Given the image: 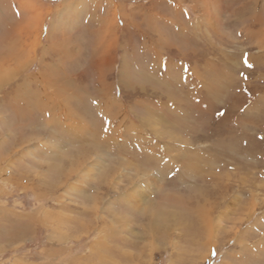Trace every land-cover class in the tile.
Here are the masks:
<instances>
[{"label":"rangeland","instance_id":"374dc122","mask_svg":"<svg viewBox=\"0 0 264 264\" xmlns=\"http://www.w3.org/2000/svg\"><path fill=\"white\" fill-rule=\"evenodd\" d=\"M261 55L264 0H0V264H264Z\"/></svg>","mask_w":264,"mask_h":264},{"label":"bare ground","instance_id":"6f19581e","mask_svg":"<svg viewBox=\"0 0 264 264\" xmlns=\"http://www.w3.org/2000/svg\"><path fill=\"white\" fill-rule=\"evenodd\" d=\"M263 31V30H262ZM261 32V31H260ZM259 32V33H260ZM258 33V32H257ZM256 33V34H257ZM259 35V34H258ZM260 60L261 61V63L262 62H264V55H261V56H259L258 58H257V60ZM245 60H246V58H245ZM247 61V60H246ZM10 95V94H9ZM39 103H37L36 105H38ZM39 106H40V104H39ZM40 108H41V106H40ZM47 111L46 110H41V113L43 114V113H46ZM110 124V121H109V119L107 118V119H105L104 120V123H103V126H102V128H104V127H107V124ZM97 134H99V133H97ZM97 134H96V137H98L97 136ZM96 137L95 138H93L89 143L90 144H94L96 147H98V148H103V141L101 140V139H99V137L96 139ZM81 139H85V138H83V137H80L78 140H81ZM82 142L83 143H85V140H82ZM85 144H87V143H85ZM82 146V145H81ZM84 147V146H83ZM82 147V148H83ZM91 148V147H90ZM81 150V149H80ZM83 150V149H82ZM102 150V149H101ZM76 151H77V149H76ZM85 153V152H84ZM72 154H75V152H74V150H72ZM104 154H106V151H105V153ZM151 161H154L152 158H151ZM142 162H144V161H141V166L142 167H144V165L143 164H147V162H144V163H142ZM149 163V162H148ZM71 164V163H70ZM55 170H59L60 169V166L59 165H56L55 166V168H54ZM74 171H75V169H74ZM60 174L62 175V177H65V176H67V175H70V172H69V170L67 169V170H65V169H61L60 170ZM69 177H71V176H69ZM98 182H100V181H98ZM98 185V184H97ZM83 196V198L84 199H87V198H89L90 200L91 199H93V197L92 196H87L86 194H83L82 195ZM139 196V195H138ZM97 197V196H96ZM100 197V196H99ZM98 197V198H99ZM103 197V196H102ZM142 198V195H141V197L140 198H138V199H141ZM101 199V198H100ZM103 199V198H102ZM98 200V199H97ZM97 202H99V201H97ZM99 206L97 205L95 208L97 209ZM132 209H134V208H132ZM155 223L151 220V222L147 225V227L149 228V231H153V233H154V231H155ZM161 229H159L160 231H162L163 230V227H160ZM156 233V232H155ZM117 252H118V250H116ZM121 251V250H120ZM121 254H123L122 256H126V257H128L129 256V254H127V255H125L124 253H123V251L122 252H120ZM121 256V255H120Z\"/></svg>","mask_w":264,"mask_h":264}]
</instances>
